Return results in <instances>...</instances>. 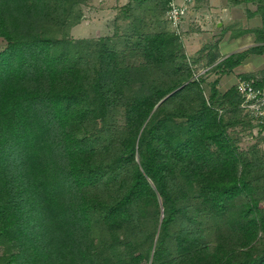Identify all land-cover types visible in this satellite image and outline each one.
<instances>
[{"label":"trees","instance_id":"trees-1","mask_svg":"<svg viewBox=\"0 0 264 264\" xmlns=\"http://www.w3.org/2000/svg\"><path fill=\"white\" fill-rule=\"evenodd\" d=\"M255 1L256 44L194 59L207 93L166 0L90 37L89 0H0V264H264V137L218 86L264 52Z\"/></svg>","mask_w":264,"mask_h":264},{"label":"rangeland","instance_id":"rangeland-1","mask_svg":"<svg viewBox=\"0 0 264 264\" xmlns=\"http://www.w3.org/2000/svg\"><path fill=\"white\" fill-rule=\"evenodd\" d=\"M231 2H234L232 0ZM121 2H106L104 0L103 2H90L88 6H86V12L91 13L93 12L94 8L100 7V9H110L113 7V5L118 4V11L116 16H124L125 11H123V8L125 5L119 6ZM147 3V2H146ZM196 3L192 7L190 11V16L188 18V22L186 23V30L184 32V36L181 37L183 40V45L186 54L188 55L190 61L192 62L193 66L196 68V74H203L205 77L204 87L207 93H209L210 89V83L217 78L219 75L217 72H215L214 69L211 67V65H205L204 60L207 58H203L201 61L195 63L194 59L197 57L203 56L205 54V48L206 45H211L217 43V46L219 47L220 53L222 55H225V53H231L236 50H243L253 44H255V34L251 33L250 35L241 36L239 39H234L233 33L234 31L238 30L239 28L245 26L246 24L249 26H253L256 24V21L254 19L252 20H245L246 15L241 12L240 10L236 12V15H242V19L238 17L236 21H233L230 23V21L227 19V23H222V27L216 26L215 21L212 20L210 24L206 22V16L203 15V13L199 16L197 13ZM123 11V12H122ZM245 11V10H244ZM116 17V20H117ZM166 18L165 16H163ZM103 18H101L102 20ZM115 18H112V15H107L105 17V20L102 22L103 28L101 31H98V35H111L113 34V30L115 29L116 24ZM128 20L125 22L122 21L123 26H126L124 29V32L130 33L132 29L128 26ZM104 23V24H103ZM89 25L87 22L83 21L81 24H78L77 28L73 31V34L76 37L85 36L89 34ZM223 30V31H221ZM232 30V31H231ZM97 33V32H96ZM101 36V35H100ZM234 37V38H233ZM113 38V37H112ZM112 44L122 47L124 46V39L123 37L117 36L114 37L111 41ZM6 42L5 39L0 37V49H2L5 46ZM223 53H222V52ZM220 59V58H219ZM264 69V53H251L248 55V57L245 59V61L240 64L239 66L235 67L230 73L222 74L220 75V81H219V88L221 90H225L235 84L238 79L244 77V75L250 74L252 78L261 77V71ZM241 128V127H239ZM255 129L252 131V134L250 133V130H246L243 135L242 140V146L248 147L254 141L256 140L252 136L255 135ZM262 146L264 147V141L262 142Z\"/></svg>","mask_w":264,"mask_h":264},{"label":"crops","instance_id":"crops-1","mask_svg":"<svg viewBox=\"0 0 264 264\" xmlns=\"http://www.w3.org/2000/svg\"><path fill=\"white\" fill-rule=\"evenodd\" d=\"M101 1L103 2L104 0H89L88 4L84 5V19L81 21H85L88 23L89 25V34L85 35L86 37H90V36H100L98 35V31H101L103 28L102 22L105 20V17L107 15H112V18H115L116 20V14L118 11V4L113 5L112 8L110 9H100V7L98 8H94L93 12H91L90 14L86 12V6L89 5L90 2H98ZM232 0H198L196 2V9H197V13H199L198 15L200 16L202 13L204 16H206V22L208 24L211 23L212 20L215 21V25L218 27H220L222 25V23L226 24L227 19L230 21V23H232L233 21H236V19L238 17H240V19H242V15H236L239 10L241 12H243L246 17L245 20H252L254 19L256 21V24L253 26H249V25H245L239 29H250L256 26H259L262 22L261 16L259 14H251V12L255 11L257 9V3L255 0H244L241 1L239 3L231 2ZM106 2H121L119 4V6L122 5H131L133 7H137L138 4L137 2H165V0H106ZM238 10V11H237ZM245 10V11H244ZM101 18H103L101 20ZM78 23V24H81ZM77 25H75L74 27H72V34L73 31L77 28ZM104 24V23H103ZM222 27V26H221ZM223 31V30H221ZM232 31V30H231ZM97 32V33H96ZM114 32V30H113ZM251 33L255 34L253 31H245L244 33H241L239 35L236 36V38L234 39H239L241 36H245V35H250ZM74 35V34H73ZM112 35V34H111ZM75 36V35H74ZM82 37V36H80ZM256 44V42H255ZM254 45V44H253ZM248 48V47H247ZM239 51V50H236ZM222 52V51H221ZM235 52V51H233ZM223 53V52H222ZM232 53V52H231ZM264 53V52H263ZM230 53H225V55H228Z\"/></svg>","mask_w":264,"mask_h":264},{"label":"built area","instance_id":"built-area-1","mask_svg":"<svg viewBox=\"0 0 264 264\" xmlns=\"http://www.w3.org/2000/svg\"><path fill=\"white\" fill-rule=\"evenodd\" d=\"M198 0H166V18L169 27L180 37L187 29L186 23L192 7ZM236 87L242 96L241 107L259 126L255 134L264 137V85L258 84L252 77H242L236 82Z\"/></svg>","mask_w":264,"mask_h":264}]
</instances>
